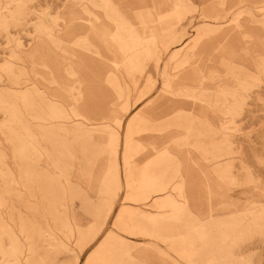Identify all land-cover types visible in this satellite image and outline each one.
<instances>
[{"label":"rangeland","instance_id":"rangeland-1","mask_svg":"<svg viewBox=\"0 0 264 264\" xmlns=\"http://www.w3.org/2000/svg\"><path fill=\"white\" fill-rule=\"evenodd\" d=\"M0 264H264V0H0Z\"/></svg>","mask_w":264,"mask_h":264},{"label":"bare ground","instance_id":"bare-ground-1","mask_svg":"<svg viewBox=\"0 0 264 264\" xmlns=\"http://www.w3.org/2000/svg\"><path fill=\"white\" fill-rule=\"evenodd\" d=\"M207 4V3H206ZM179 5V4H178ZM138 178V177H137ZM139 180V179H138ZM82 250V249H81ZM146 253H147V251H146ZM137 255V254H136ZM139 255V254H138Z\"/></svg>","mask_w":264,"mask_h":264}]
</instances>
